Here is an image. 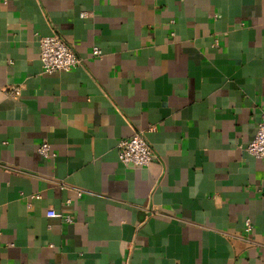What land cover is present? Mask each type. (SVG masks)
Segmentation results:
<instances>
[{
	"label": "crops",
	"instance_id": "obj_1",
	"mask_svg": "<svg viewBox=\"0 0 264 264\" xmlns=\"http://www.w3.org/2000/svg\"><path fill=\"white\" fill-rule=\"evenodd\" d=\"M263 108L264 0H0V264H264Z\"/></svg>",
	"mask_w": 264,
	"mask_h": 264
},
{
	"label": "built area",
	"instance_id": "obj_2",
	"mask_svg": "<svg viewBox=\"0 0 264 264\" xmlns=\"http://www.w3.org/2000/svg\"><path fill=\"white\" fill-rule=\"evenodd\" d=\"M38 43L40 48V61L44 73L71 72L82 66L83 61L58 34L53 33L48 36L39 37ZM93 55L95 57H101L102 53L95 48ZM10 94L14 97H19L21 90L15 88ZM118 149L119 161L125 167L135 169L148 168L154 160L151 145L143 134L140 133L135 134L132 138L121 140L118 144ZM246 152L256 159L264 160V108L261 110L256 136L246 147ZM38 153L44 158L56 157L48 142H44L39 146ZM33 198L39 199L40 196H34ZM48 217H62L67 223H72L70 216H63L54 211L48 212ZM246 230L248 232L252 230L250 220L246 221Z\"/></svg>",
	"mask_w": 264,
	"mask_h": 264
}]
</instances>
